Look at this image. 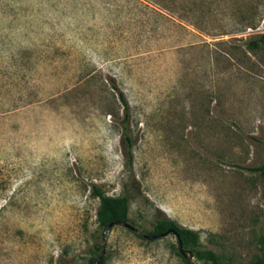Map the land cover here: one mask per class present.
<instances>
[{
	"label": "rangeland",
	"instance_id": "rangeland-1",
	"mask_svg": "<svg viewBox=\"0 0 264 264\" xmlns=\"http://www.w3.org/2000/svg\"><path fill=\"white\" fill-rule=\"evenodd\" d=\"M263 33L264 0H0V264H93L94 185L145 234L170 218L218 264L264 260ZM178 252L115 226L104 260Z\"/></svg>",
	"mask_w": 264,
	"mask_h": 264
},
{
	"label": "trees",
	"instance_id": "trees-1",
	"mask_svg": "<svg viewBox=\"0 0 264 264\" xmlns=\"http://www.w3.org/2000/svg\"><path fill=\"white\" fill-rule=\"evenodd\" d=\"M246 46L251 51H256L264 48V33L258 36L250 38L246 42ZM111 87L115 89L118 94L120 101L122 102L125 108V118L123 121V144L125 145V153L128 159L129 171L131 173V184L134 181L135 176L133 172V164H134V154L133 147L134 141L129 130V122H130V114H129V103L125 94L119 90L117 85L112 82ZM249 170L255 173H259L264 176V162L260 166L252 167ZM93 195L95 198L100 200V205L97 211V221H98V234L101 239L100 243L94 245V257H92V263L96 264L98 262L99 257L102 254L104 247V231L112 223L116 222H127L130 223V208H131V195L125 194L120 197H112L105 194L99 187L93 186ZM166 233H170L177 239V235H179L180 240L182 241L183 247L186 252L192 251L193 254L196 253L197 257H203L208 259L209 261L218 264V258L212 251L201 252L196 250L200 243V233L196 230L186 228L184 226L179 225L176 221L170 218H160L158 219L154 225L153 230L149 232V236H159L164 235ZM163 238V237H162ZM178 241V240H177ZM179 250V247H178ZM178 255L184 259L186 264H189L185 257L178 252ZM102 264H105V260H103ZM226 264H232L231 262ZM255 264H264V260H259Z\"/></svg>",
	"mask_w": 264,
	"mask_h": 264
},
{
	"label": "water",
	"instance_id": "water-1",
	"mask_svg": "<svg viewBox=\"0 0 264 264\" xmlns=\"http://www.w3.org/2000/svg\"><path fill=\"white\" fill-rule=\"evenodd\" d=\"M115 226L125 227V228H127L129 230L134 231L136 234H138V235L142 236L143 238H145L147 240H150V241H154V240H157L159 238L166 237V236L170 235V233H166V234H164L162 236L161 235H159V236H149V235L145 234L144 232H142L141 230H139L137 227L133 226L131 223H127V222L112 223L109 226H107V228L104 231V247H103L102 254L99 257L98 262L96 264H102V262L104 260V257L106 255V248H107V244H108V240H109L110 234H111V232H112V230H113V228ZM177 240H178V247H179L180 253L185 257V259L188 261L189 264H195L194 263V254H193V252L192 251H188V252L185 251V249L183 247V244H182V241L180 240L179 235H177Z\"/></svg>",
	"mask_w": 264,
	"mask_h": 264
}]
</instances>
